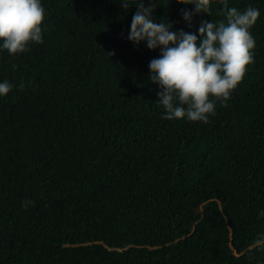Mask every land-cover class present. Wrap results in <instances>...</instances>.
Here are the masks:
<instances>
[{
	"label": "trees",
	"instance_id": "obj_1",
	"mask_svg": "<svg viewBox=\"0 0 264 264\" xmlns=\"http://www.w3.org/2000/svg\"><path fill=\"white\" fill-rule=\"evenodd\" d=\"M227 2L259 9L253 58L199 122L161 116L135 5L42 0V42L0 50V264H264V0Z\"/></svg>",
	"mask_w": 264,
	"mask_h": 264
},
{
	"label": "clouds",
	"instance_id": "obj_2",
	"mask_svg": "<svg viewBox=\"0 0 264 264\" xmlns=\"http://www.w3.org/2000/svg\"><path fill=\"white\" fill-rule=\"evenodd\" d=\"M116 2L124 10L135 5L126 39L134 46L143 42L146 48L159 53L147 63V79L157 85L155 100L163 109L161 116L207 122L215 113L217 102L227 103L242 79L245 65L253 58L255 39L250 28L260 14L259 9L252 5L240 9L223 0V19L215 23L201 19L193 32L184 28L173 30L172 21L155 19L157 0ZM177 3L192 5L180 10L188 28L192 27L194 15L208 14L211 6V0ZM44 16L42 0H0V50L11 55L25 51L30 43L42 42ZM12 87L8 79H0V97ZM22 206L26 205L22 202ZM260 239L264 240V236Z\"/></svg>",
	"mask_w": 264,
	"mask_h": 264
}]
</instances>
